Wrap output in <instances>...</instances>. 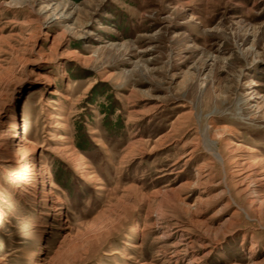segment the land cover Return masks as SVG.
<instances>
[{"label":"rangeland","instance_id":"rangeland-1","mask_svg":"<svg viewBox=\"0 0 264 264\" xmlns=\"http://www.w3.org/2000/svg\"><path fill=\"white\" fill-rule=\"evenodd\" d=\"M0 264H264V0H0Z\"/></svg>","mask_w":264,"mask_h":264},{"label":"bare ground","instance_id":"bare-ground-1","mask_svg":"<svg viewBox=\"0 0 264 264\" xmlns=\"http://www.w3.org/2000/svg\"><path fill=\"white\" fill-rule=\"evenodd\" d=\"M37 78H44V75L39 74ZM32 167H33V164H29V165L25 166L24 169H23L24 174H27L28 173V174H30L32 176H35L36 173L31 172L32 171L31 170Z\"/></svg>","mask_w":264,"mask_h":264},{"label":"trees","instance_id":"trees-1","mask_svg":"<svg viewBox=\"0 0 264 264\" xmlns=\"http://www.w3.org/2000/svg\"><path fill=\"white\" fill-rule=\"evenodd\" d=\"M80 137H83L84 139L86 138V135H85V133L84 132H80V135H79ZM79 145V147L81 146V144H78ZM82 149V148H81Z\"/></svg>","mask_w":264,"mask_h":264}]
</instances>
